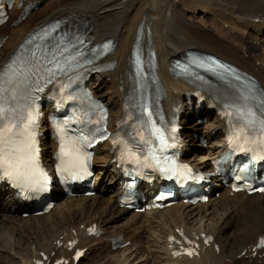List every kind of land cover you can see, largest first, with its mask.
Wrapping results in <instances>:
<instances>
[{"label": "bare ground", "instance_id": "6f19581e", "mask_svg": "<svg viewBox=\"0 0 264 264\" xmlns=\"http://www.w3.org/2000/svg\"><path fill=\"white\" fill-rule=\"evenodd\" d=\"M35 1L38 7L26 18L0 27L7 36L0 48V67L35 26L59 17L72 23L86 22V39L91 46L109 39L114 44L105 59L112 66L95 75L92 86L109 107L108 127L113 129L123 113L124 97L132 89L133 51L141 50L149 62L151 59L157 64L152 72L164 94L162 108L171 113L175 106L187 107L180 115L181 122H186L183 135L189 142L185 148L190 154L187 159L200 170L211 172L213 160L224 150V142L219 139L224 123L205 110V127L196 123L197 97L191 95L194 88L175 78L173 58L184 55L188 48L212 52L257 77L264 90V69L256 67L257 62L264 66V0H86L85 6L81 0H25L27 4ZM197 11L210 16L206 22L221 39L191 21ZM244 36L253 41L248 51L258 50L260 54L244 57ZM224 38L229 42L225 43ZM151 54L155 55L154 61ZM89 80L93 81L92 76ZM205 97L203 108L210 101L215 103L210 95ZM190 101H194L193 107ZM191 113L193 121L187 123ZM200 137L208 142L205 149L197 146L202 143ZM42 144L44 158L50 164L55 144L52 139ZM113 156L107 143L98 145L93 162L96 193L63 198L55 188L56 203L46 214L23 216V202L7 187L0 189V258L4 257L7 264H36L39 260L54 264L61 257L69 258L75 248H85V261L80 259L77 264H227L226 258L230 264H264V248L254 249L257 238L264 235V193L231 194L229 188H224L219 198L214 195L203 204L178 201L158 211H128L116 202V187L122 178L114 170ZM127 215L126 223L109 226L115 218ZM92 225L101 230L99 236L86 234ZM233 228L235 233L228 234V229L234 232ZM181 231L191 238L198 237L197 255L173 257L176 244L170 238ZM208 234L213 240L207 246L201 240ZM117 236L131 245L145 236L149 246H131L117 254L112 250ZM89 251L94 255L88 256Z\"/></svg>", "mask_w": 264, "mask_h": 264}, {"label": "snow or ice", "instance_id": "6c2138e0", "mask_svg": "<svg viewBox=\"0 0 264 264\" xmlns=\"http://www.w3.org/2000/svg\"><path fill=\"white\" fill-rule=\"evenodd\" d=\"M61 55L63 54L61 53ZM48 64L52 67L44 66V71L47 73L48 82H51L58 72L66 70L70 59L64 58L61 63V60L53 54L52 59L48 60ZM220 67L224 66L220 65ZM225 71L231 70L225 68ZM137 72H139V62H137ZM35 91H43V89L37 87ZM35 99L31 93L22 91L20 84L16 83L13 77L6 78L4 75H0V177H7L29 191L41 192L46 190L49 177L40 166L38 158L40 149L37 129L40 112L35 104ZM138 107L140 115L134 121L131 115L128 116V120L133 122L130 125L131 131L125 133L127 138L118 133V138L112 141L114 146H120L121 158H133L140 163V157L133 150L136 147L137 138L140 143L147 145L156 141L158 147L149 155L144 156V165L158 169L162 174L168 175L170 179L172 177L188 178L190 169L187 165L178 164L174 159L163 155L168 148L175 146L169 143L170 134L164 127L157 124L153 119V113L146 104L141 103ZM225 108L224 114L230 118L231 125L229 144L235 145L242 152L259 151L264 153V111L258 114L247 105L242 107L225 105ZM101 111L103 110L101 109ZM233 119L238 123H233ZM53 127L59 142L56 154L57 174H67L73 178L79 177L81 174H90L87 167L90 154L85 151V148L91 146L95 134L90 132L85 135L81 131L79 134L70 135L67 122L64 124L54 123ZM95 131L100 132L101 130L97 128ZM175 131L176 128L173 126L171 132L175 133ZM101 138L106 137L102 135ZM172 139L174 140L175 137L172 136ZM259 158L264 159V156ZM240 178L237 177V179ZM261 190L264 191V189ZM260 244L264 245V238L261 239ZM79 255L80 253H77V256Z\"/></svg>", "mask_w": 264, "mask_h": 264}, {"label": "rangeland", "instance_id": "374dc122", "mask_svg": "<svg viewBox=\"0 0 264 264\" xmlns=\"http://www.w3.org/2000/svg\"><path fill=\"white\" fill-rule=\"evenodd\" d=\"M46 2L48 1V0H45ZM63 1V0H62ZM84 1V2H83ZM87 1H92V0H87ZM64 2L66 3H68V2H75V0H64ZM81 3H82V5L83 6H85L87 3H86V0H81ZM81 5V6H82ZM199 14V15H198ZM207 17H210L208 14H205L203 11H197L196 12V17L193 19H191V21L195 24V25H197V26H200L201 28H203V29H205L206 31H209L211 34H213V36L214 37H216L217 39L219 38V39H221L220 37V35H218V36H216L214 33H212L211 32V30H210V28H209V23L208 22H206V18ZM200 18V19H199ZM205 20V21H204ZM81 21V20H80ZM79 21V23H81ZM78 22V21H77ZM78 23V24H79ZM7 25H12V24H7ZM224 27H226V24L224 25ZM2 31V30H1ZM2 32H4V30L2 31ZM225 40H224V42L225 43H228L229 41L226 39V38H224ZM236 41H237V39H238V37L236 36L235 38H234ZM243 39H245L246 41V45H244V48L242 49V54L244 55V57L246 58L247 56H249V54H260L259 52H258V50H251V51H248V48H249V45H252V43H253V41L249 38H247V37H243ZM239 46V45H238ZM256 67H258V68H263L264 69V66H261V63L260 62H257L256 63ZM99 72H94V74L92 75V77L94 78L95 77V75H97ZM193 121V117H191L190 118V120H189V122L191 123ZM205 125L206 124H201L200 126L201 127H205ZM199 148H206V146H207V144H205V145H203V144H199V145H197ZM224 189V188H223ZM223 189L220 191V193L223 191ZM216 196V195H215ZM214 213V212H213ZM128 216L129 215H127V216H125V217H119V218H115L112 222H110V224H109V226L110 227H113L115 224H124V223H126L127 221H128ZM193 217H195V216H193ZM122 220V221H121ZM0 222H1V217H0ZM1 225L2 224H0V229H1ZM109 228V227H108ZM234 229V232H232L233 230L232 229H228V234H233V233H235V228H233ZM146 237L145 236H141V241H139V240H136V242H135V244H133V245H131L132 243H129V244H127V245H124V246H120V247H116L115 249H113V251L115 252V253H117V254H120V253H122L123 251H124V249L125 248H127V247H131V246H139L141 249H146V246H149L148 244H147V241H146ZM146 241V242H145ZM86 253H88L87 251H85ZM90 252V254L88 255V256H92V255H94V253L95 252H93V251H89ZM264 255V254H263ZM85 257V256H84ZM84 257L82 258V262H84L85 261V259H84ZM84 259V260H83ZM138 259H135V261H137ZM7 264L6 263V261L4 260V257H2V258H0V264ZM138 264L140 263V262H137ZM136 263V264H137ZM224 263H227V264H230L231 263V261H230V259L229 258H226L225 259V261H224ZM127 264V263H126Z\"/></svg>", "mask_w": 264, "mask_h": 264}]
</instances>
